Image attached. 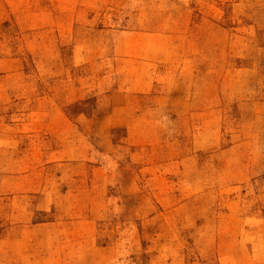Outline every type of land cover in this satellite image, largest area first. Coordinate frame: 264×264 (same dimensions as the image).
<instances>
[{
  "label": "rangeland",
  "instance_id": "374dc122",
  "mask_svg": "<svg viewBox=\"0 0 264 264\" xmlns=\"http://www.w3.org/2000/svg\"><path fill=\"white\" fill-rule=\"evenodd\" d=\"M151 2L193 4L189 50L206 99L158 92L140 107L167 115L182 141L198 111L237 103L224 110L219 161L202 172L142 168L162 155L110 131L137 100L86 90L97 74L84 78L80 52L93 49L100 73ZM263 26L264 0H0V264H264Z\"/></svg>",
  "mask_w": 264,
  "mask_h": 264
},
{
  "label": "crops",
  "instance_id": "0c3cea01",
  "mask_svg": "<svg viewBox=\"0 0 264 264\" xmlns=\"http://www.w3.org/2000/svg\"><path fill=\"white\" fill-rule=\"evenodd\" d=\"M155 4L157 3L151 2L149 7L140 6L141 10L148 8L151 11L145 15L147 25L140 24L132 30H122L120 40L113 46V51L101 57L99 64L103 70L100 73L94 71L92 48H87L85 53L80 52L83 61L78 63L84 64L87 71L84 78L90 79V76L97 74L95 81L86 84L87 91L93 90L95 95L117 93L124 96L132 95L137 100L132 103L134 106L130 111L118 116L116 125H111L110 131L117 141L137 147L142 155H162L160 161L143 164L142 168L156 170L160 166L165 170L186 169L189 172H202L215 166L219 161L222 140L227 136L226 133L222 134L226 131L222 130L221 123L231 119L224 110H236L237 103L234 102L224 108L211 107L207 110V114L198 111L190 119L191 129L186 139L182 141L176 140L171 135L166 126V123H169L167 115L151 116L149 109L140 107L146 105L145 100L152 102L151 99H141L142 97L148 98L158 92L165 93L166 97L181 105L193 107L198 105L197 97L201 94L197 95V70L194 63L196 54L192 51L193 55H191L189 50L191 43L189 27L194 14L193 4L182 2L177 4L181 6L180 8H168L165 5V8L154 10ZM214 7L216 5H213ZM105 66L108 69L104 68ZM76 89L71 87L70 90ZM202 90L204 91L200 96L204 100L206 87ZM79 97L71 96V102L77 101ZM139 97L140 101L137 99ZM258 101L262 104L258 112L263 113L264 96ZM205 103L203 101L202 104L206 105ZM209 103L211 106L215 104V102ZM156 104L158 112L159 107L165 103ZM165 179H169L171 185L177 186L194 183L191 178L184 180L165 176ZM197 182L199 183L200 179Z\"/></svg>",
  "mask_w": 264,
  "mask_h": 264
}]
</instances>
